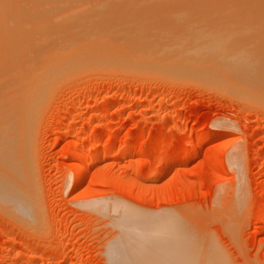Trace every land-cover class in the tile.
<instances>
[{"label":"rangeland","instance_id":"rangeland-1","mask_svg":"<svg viewBox=\"0 0 264 264\" xmlns=\"http://www.w3.org/2000/svg\"><path fill=\"white\" fill-rule=\"evenodd\" d=\"M1 1L0 9L2 10L0 11V18L3 20L4 17L6 19L4 22L8 24H3L1 19L0 22L5 26L11 24L10 27L16 25L17 22H21L19 23L20 25H16L20 27L25 22V17L27 19L30 17H34V19L40 17V20L44 21L47 18L49 20L55 18L53 17L55 15L61 17L65 14L63 16L67 17L66 12L72 14V17L79 15L76 14L79 11L72 13L69 10H77L76 7L78 6V10L85 8L83 6L87 4H89L87 7L96 8L90 3V0H64V2L62 0L52 2H46L45 0H43L45 2H40V0H25L27 2L16 0V3H14L15 0ZM20 1L23 3H20ZM37 1L39 3L36 6ZM93 1L96 0H91V2ZM120 1L123 2L122 0ZM160 1L165 2L164 0ZM175 1L178 3L179 0ZM223 1L226 0H202L204 7L201 11L206 12L214 7L219 16L215 13L206 12L208 14L207 16L206 13L201 11L196 16L199 11H195V13L193 10L187 12L188 16L184 11V14L179 13V10L185 9L181 6L190 5L188 4V0L186 1L187 3L185 0H181L182 3L185 2L186 4L178 3L177 5L181 9L178 8L175 11L178 13L174 14H172L173 12L171 10L166 11L164 9L169 5L162 7V4H155L152 0H149L148 4L156 10L161 8L163 11H169L173 15V18H176L177 15H186L189 19L180 17L178 23H181L180 19L190 23H193L195 19L198 23H204V19V24L214 22L216 19L215 22L220 23L221 20H224L222 18H226L227 20L225 19L224 22L221 21V23H225L224 26H220L221 31L219 30V32L214 33L210 31L214 35L208 34L206 31L205 33L201 32L203 36L207 34L205 40L207 38L214 39V37H216V40L218 39L217 49L215 47L207 52L213 53L218 50L221 56H224L231 49L233 50L236 46L238 47L239 43L238 45L236 44L238 40H242L245 43L240 41V43L242 42L240 46H245L243 50L239 48L242 51L245 50L244 48L247 49L245 52L241 51L243 57L242 62L245 61L246 64L251 63V66L245 64L246 67L249 66L247 69L241 66V71H239V66H236L234 68L235 72L233 69L231 71L227 68L221 70L222 68H217L218 66L215 64L218 60L214 61V59H209L211 57L207 58L208 56L214 57V53L212 55L205 51H199V55L197 53L189 52L188 54V52H183L182 55L188 57H184V59H182V55H178L180 58L171 55V57L177 58L173 61L179 62L183 60L179 64L185 62L183 67L186 68L189 67V62L186 59H192L193 62H190L191 65L192 63L193 65L196 64V67L193 65L189 67L192 73L188 68L183 69V72L180 68L179 71L178 69L181 64L178 68L177 66L176 68L169 66L167 70L161 67V63L156 64L149 59L146 61L142 56L141 61H139V57L137 58L139 60L135 59L137 56H128L127 54L126 57L122 56L125 53L120 54V56L116 54L118 55L116 56L114 55L115 47L113 46L110 49L102 51V53H98V57H87L88 54L86 56L87 58L81 56L74 57L73 62L75 63L72 62L73 64L71 62L66 64L69 62V58H67V62H64L65 64L63 63L62 65H67L68 67H61L62 65L60 64L58 65L60 66L58 67V72L55 69L57 66L52 67L55 72H51L50 69L52 68L47 69L48 73L44 71L46 75L43 78H49L46 80L47 82L45 80L39 82L40 88L42 89L38 93L39 96L37 94L33 95L32 98L35 96L33 100L32 98L27 99L26 96V101L30 100L29 103L33 101L31 107L28 109L29 111L26 110L27 112H24L26 114L25 116L24 113L22 116H19V112L14 111L18 113V115L16 114L17 120H19V117H23V120L20 121L21 123H16V120L14 121L15 117L12 118L13 120L10 118V122L12 121L11 123H14L12 127L16 125V128L11 127V130L16 131L17 129L16 134L13 133L15 136L9 135L8 137L10 139H7L8 142L10 141L9 144L12 141L16 143L14 146L17 148L16 151H18V157H16L18 161L14 162L18 163L17 165L12 164L15 166V171L17 170L16 173L12 171L14 169L12 165L9 166L10 168L6 166L11 161H4L5 158L8 159L12 156L5 154V157L1 156L2 160L0 159V161L6 162V167L0 166L2 169L0 175L2 172L6 174L3 169L6 168L7 170L8 168H12L9 171L10 175L12 171V176L9 175L10 179L12 178L11 181L7 180V177L5 178L4 175H2L4 177L2 178L9 183H12L14 180L13 186L15 183V185L24 184L22 187H20L21 185L15 187L18 188V195L22 199L24 197L26 198L23 199L26 200L24 201L25 203L28 204L27 200H30L28 206H31L29 212L26 209L28 212L27 216L11 208L13 212L7 202L0 201V264H108L111 258L107 260L109 255L105 256L104 253H106V248L109 247V243L118 237L121 241H127V237H130H124V235L116 237L118 233L117 226L119 224H113L114 219L116 221V217H120L118 220L121 223H125V220L123 221L124 216L126 217L124 219H127L129 222L130 220L131 222L136 221L137 224H132L137 225V228L141 223L144 226V219L148 216L149 219L152 217L153 220L155 217L158 220L165 218L162 221L164 223L166 221L169 222L171 228L173 226L176 229L178 228L180 234L177 232V236L179 234V236L181 235L182 238H185L186 244L192 243L191 245L196 249L210 248L211 255L220 258L223 264H264V100L259 99L260 97L258 98L259 93H256L257 89L256 91L255 89H251L252 85H255V80H257V78L253 77L256 74L260 77L264 76L263 69L261 68H264V14H258V12L255 13L254 11L252 13L254 16L249 15L247 12L242 13L243 11H241L240 5L241 3L245 4L249 2L247 0ZM121 2L118 3L120 4ZM139 2L141 4L146 3V1ZM167 2L169 3V1ZM195 2L200 3L199 1ZM95 3L93 2V4ZM193 3L192 5L195 7ZM253 3L256 4L257 2L253 0ZM25 4L30 7V10ZM33 4H35L34 7L32 6ZM41 4L47 5V7L38 13V7ZM56 4L65 6L60 9H55ZM230 4L232 5L230 6ZM14 5L21 7V9L16 8ZM98 5L101 4L99 3ZM109 5L108 8L112 11L115 6L111 8L113 5L111 7ZM127 6H125L126 9H128ZM227 6L229 7L227 8ZM24 7L27 9L25 10ZM133 7H131V10ZM145 7L143 6L141 8V5L139 6L141 10H144ZM169 7L167 9H171L172 7V10H174L173 6L170 5ZM3 8L6 10L9 9L7 11L12 13L7 14ZM135 8L133 9L136 10ZM23 9L25 12H23ZM3 10L5 12H2ZM33 10L36 11L34 12ZM116 10L113 13V17L117 14H115ZM161 10L160 13L163 14L164 12L162 11V13ZM81 11L84 13L83 10ZM144 11L146 12L147 9ZM150 11L155 10L152 9ZM18 12H22L20 13L21 15ZM106 12L104 14L105 16H101V19L108 16L109 13L107 14ZM155 12H151V16H154L155 20H153V17L150 18V15L149 18L148 16L146 17L150 12L146 13V19L145 17L143 18L144 21L141 20L144 14L137 15V12L135 13L133 11L129 13V16L132 18L133 16L131 15L135 13L134 16L137 15L136 19L137 17L140 18L138 19V23L143 21V25L147 22V19L148 22L150 19L154 22L163 19V15L161 19V14L159 13L157 16L158 12ZM192 12L193 14L189 15ZM122 13L119 10V14L116 17L120 15L121 19ZM226 13L233 16L229 15L225 17ZM59 14L61 15L59 16ZM167 14V19L164 17L163 21L170 18L169 16L171 15ZM210 14L215 15V17L217 16V18L211 16L213 18L212 20L209 16ZM204 15H206V18L201 19L198 17H203ZM45 16L46 18H44ZM122 16L125 17L126 15ZM9 18L11 21L12 18H15L17 21L14 19L11 22ZM111 18L109 17V19ZM127 18L128 16L125 17L126 21ZM136 19L134 21H138ZM8 20L9 22H7ZM169 20L171 21V18ZM177 20L178 18H176ZM226 21L230 22L226 23ZM13 22L15 24H12ZM133 23L136 24V22ZM133 23L131 21V23L125 24V27ZM232 25L234 29L230 28ZM5 26L0 27V32L6 28L8 29V27L4 28ZM12 28L7 32L12 33V30L15 29L14 26ZM240 28H244V30ZM15 30L18 31L17 29ZM146 30L142 33V30L139 31L142 34L139 35L138 33L139 40L142 39V36L145 37L142 40H146L147 35H143L146 33ZM230 30L234 32H230ZM167 32H169L167 33L168 35L163 36L161 33L162 36L154 38L155 35L152 34V31L147 37L150 38L153 36L150 41H153L154 38V42L156 39L158 41L162 37L161 39L163 40L159 42H165L162 44H168V42L171 44L172 42L173 45L176 41V44L179 42L182 43V41H179L177 34H174L177 35V37H174L171 31ZM227 32L231 35H228ZM110 33L108 35H112L115 32ZM163 33L166 34L165 32ZM201 33L196 37H200ZM134 34L130 32L129 35L126 34L125 36L127 38L131 36L130 41L138 42V35H136V32ZM105 36L106 34H104ZM166 36L167 39L170 37V40L166 39V41ZM203 36L199 39L196 37L191 39L189 36H184L185 41H187L186 38L191 39H188V44L185 43L186 46L189 47V44L194 45L203 42ZM223 36L226 38L224 41ZM115 37L117 36L115 35ZM229 37H231V40ZM135 38L137 39L134 41ZM171 38L175 39V41H171ZM235 38L238 39H236V42L234 41ZM1 39L2 36L0 37ZM220 39L221 42L223 41L222 44L219 42ZM227 40L233 43L232 47H228L231 44H228L229 42ZM185 41L183 40V42ZM106 46L109 47L111 45ZM93 47H97V45ZM226 47H228V50ZM225 50L226 52H224ZM192 54L194 57H192ZM245 55H251V57H246ZM198 57L201 60L195 62L199 59ZM201 57H206L208 62L205 59V63H200V61L204 60ZM84 58L91 59V61H85L86 59ZM258 58L263 62L260 63ZM165 59L167 58L163 60L162 58L161 60L158 59V62L164 61ZM218 59L223 60L221 57ZM257 60L259 64H257ZM225 61L227 60L225 59ZM178 62L176 63L178 64ZM218 62L217 64L221 63ZM207 63L209 64L208 66ZM173 64L175 65V63ZM211 64L214 67L216 66L215 70L220 69L213 73V75L216 73L220 75L218 76L217 74L219 78L216 75V77L214 76L219 80L220 84L218 80L211 78L213 75L203 76L206 70L214 69ZM257 65L260 66L256 67V70L259 68L258 71L253 70L252 67ZM69 66L72 67L69 68ZM162 66L166 67L165 63ZM208 67L209 69H206ZM60 68H63L64 71L62 69L60 70ZM193 68L195 70L197 68H201L200 70L202 71L204 69L206 70L204 74L202 71H198L196 75L200 73L202 76L199 74L197 77L194 74L195 70ZM242 69H245V71L242 72ZM59 71L62 73L60 72L59 74ZM252 71L255 76H248L249 72ZM210 72L208 73L210 74ZM44 73H41V75ZM244 73H247V75H243ZM47 74L52 76H47ZM236 74L238 77H241L239 79L244 78L243 76H246L245 78H253L254 84L250 85L251 88L249 89L254 90L256 94L251 93L252 95H246V93H241V90L237 91L239 90V85L243 86L247 81L243 82V84L240 83ZM226 76L228 79L236 77V82L239 85H237L234 78V80L223 83L222 80H227L224 79ZM40 78L42 79V76ZM210 78L211 81H217L218 83L208 81ZM231 82H235L236 84L232 85ZM41 83L45 84L42 85ZM226 83L231 85V87L225 85ZM42 86L44 87L42 88ZM233 87H237L235 88L237 90L232 89ZM253 88L255 87L253 86ZM9 97H11V100L18 98L14 96L12 99V95ZM19 98L15 100V102L17 101L15 105L20 106V102L23 99L25 100V98L22 99L21 97L22 100ZM8 100L10 99L8 98ZM2 109H0V119H2L0 121V130L2 131L0 132V137L3 134L4 136L2 137L3 140L0 138V145H8L4 142L6 141L5 137L11 134L9 132H12L11 130L7 132V127L11 123L9 122L10 124H7V127H5L6 124L3 122L8 123L9 120L7 121V119L9 118H7L8 112L2 111ZM9 112L12 113L13 111ZM11 115L14 116L15 114ZM2 117H6V119ZM26 118L29 120L26 121ZM18 124L20 127H18ZM20 131H23V133ZM18 133L23 135L22 138H20L21 135H18ZM11 136L16 138H11ZM16 141L19 142L17 143ZM10 146L12 145L10 144ZM3 147L0 146L1 152ZM20 147L23 148L21 149ZM6 148L4 149L6 150ZM15 148H12V150H15ZM75 153L81 155L79 162L85 167V172L79 181H74L72 178L73 156ZM8 154L10 155L12 152ZM14 162L12 161L11 163ZM20 164L22 166H18ZM163 165L166 168L160 172ZM16 166H18L17 168L19 170L16 169ZM20 173L22 176L19 175ZM8 174L7 172L6 175L8 176ZM14 176L16 177L13 179ZM17 179H21L22 181L19 182ZM25 187L26 191L30 193L28 194L26 192V194L28 196L30 195L31 198L27 197L24 193L21 194V190L24 192ZM105 206L108 210L104 208ZM108 206L110 208L114 206L115 210H111ZM119 211H123V214L121 212V215L117 216ZM157 219L155 221H158ZM31 220L33 221L31 222ZM141 220L144 221L141 222ZM138 222H140L139 225ZM150 223L152 224L149 221ZM119 227L122 229L120 225ZM141 228L143 229L144 227H139L138 229ZM139 234L141 235L140 232ZM109 264L112 263L110 262Z\"/></svg>","mask_w":264,"mask_h":264},{"label":"bare ground","instance_id":"bare-ground-1","mask_svg":"<svg viewBox=\"0 0 264 264\" xmlns=\"http://www.w3.org/2000/svg\"><path fill=\"white\" fill-rule=\"evenodd\" d=\"M7 1H9V0H7ZM6 1V2H7ZM22 1H25V0H22ZM27 1H29V0H27ZM27 1H25V2H27ZM34 1H36V0H34ZM46 2H48V1H50V2H52V1H56V0H45ZM45 1H43V0H40V2H45ZM81 1V0H80ZM86 1H88V0H86ZM105 1H108V2H106V3H108V4H106L105 3ZM105 1H103L102 0V2H101V0H99V2H98V0H96V1H93L94 3L95 2H97V3H95V4H93V2H91V0H90V3H92V5L94 6V7H96V8H93V7H87L89 4H87V5H84L83 7H85V8H83V9H80V10H83L84 11V13L81 11L80 12V10H78V8H79V6L78 7H76L77 8V10L76 9H73V10H71V9H69L70 10V12L72 11V13H75V12H77V11H79V13L77 12L76 14H79V15H76V14H74V15H76V16H73L72 17V14H70V13H67L66 12V16L67 17H64L63 15H65V14H63L61 17H57L58 15H55V16H53V17H55V18H51V20H49V18H47V19H45L44 21L43 20H40V17L39 18H37V19H34V17H30V18H32L31 20H30V18L29 19H27L26 17L24 18V21L25 22H23L22 24H21V26L19 27V26H16V25H20L19 23H21V22H17L16 23V25H12L11 27H10V25H8V26H5V25H2V23L4 24H8V23H6V22H4L6 19H4V17H3V20H2V18H0L1 20H2V23L0 22V27H3V26H5L4 28H6V27H8V29L6 30V29H2L3 31H1V32H5V33H1L0 32V37L2 36V39L0 40V43H1V41H2V43L0 44V99L2 98V99H4L3 101H2V99H1V105H0V109H2V111H5V112H8V117L7 118H9V119H7V121H8V123H6V122H3V123H5L6 125H5V127H7V124H10L11 122H10V118H11V120H13L12 118H14L15 117V119H14V121L16 120V123H21L20 121L21 120H23L22 118H20L19 116H22V114L24 113V112H27L26 110H28L30 107H31V103L33 102H30L29 103V101L30 100H27L26 101V96H27V99H31L32 97H33V95H38V93H39V91H41L42 89L40 88V81L41 80H47L48 78L47 77H44L43 78V76L44 75H46L45 73H44V71L45 72H47V69H49V68H52L53 66H57L55 69H57L56 70V72H58V67H60V66H58V65H62L64 62L66 63L67 62V58H69L68 59V61L69 62H67L66 64H68V63H72L73 62V59H75V58H77V57H86L87 56V54H88V56L87 57H92V58H94V57H98L99 55H97L98 53H102V51H105V50H107V49H110V48H112L113 46L115 47V51H114V55H116V54H118L119 56H120V54H123V53H125V55H122V56H124V57H126V54L128 55V56H137L135 59H137L138 57H139V59H137V60H139V61H141V59H142V57H143V59H146V61H148V59L149 60H151L152 62H155L156 64L158 63V64H160L161 65V67L163 68V69H169V66H173V68H176V66H177V68H178V66L181 64V66L179 67V71H180V68L182 69V72H183V69L185 70V69H190V72H191V68H189L190 66H192L193 65V63H192V65H191V63L190 62H193V60L191 59H186V61L187 62H189V64H188V66L189 67H183V64L185 63H180L179 64V62H182L183 60H181V61H173L174 59H177V58H180V56L182 55V53L183 52H188V54H189V52L190 53H197L198 54V52L199 51H202V52H206V53H208L207 51H210L211 49H213V48H215L216 47V45H217V42H218V39L216 40L215 38L216 37H214V39H206L205 40V36L207 35H205V36H203L202 35V33H205V31L209 34H211V35H214V34H212V33H214V32H219V30L221 31V28H220V26H224V24L225 23H221V16L219 17V19L221 20L220 21V23H218V22H215L216 21V19L214 20V22L212 21V22H207L206 24H204L205 23V20L203 19V21H204V23L203 22H199L198 23V21L195 19V18H193V19H195L194 21H193V23L191 22H187V21H182V19H180L181 20V23H178L179 22V18L181 17H183V19H188L187 18V12H190V10H193L194 12L196 11V12H198L197 14H196V16L200 13V11L201 10H203V7H204V3L202 2V0H194V1H191V0H188V4H190V5H183V6H181L184 10H179V13H182V14H186V15H184V16H186V17H184V16H179V15H177V17L176 18H178V20L176 21V18H173V15H171V13L169 12L170 10H171V12H173L172 14H174V13H178V12H175V11H177V9L178 8H180L181 9V7L180 6H178L177 4L178 3H181V4H183V3H185L187 0H185V2H181V0H179L178 1V3H176V1L175 0H173V2H171L172 0H167V1H169V3L166 1V0H164L165 2H161L160 0H159V2H157L158 0H152V1H154V3L156 4V3H159L158 5H161L162 4V7H165V6H167V5H171V6H173V9L174 10H172V7H171V9H167V8H170L169 6L168 7H166V8H164L166 11L167 10H169L168 12H166V11H163V10H161V8H159V9H154L150 4H148V1L149 0H122L123 2H121L120 0H105ZM124 1H128V2H124ZM130 1H131V4H130ZM137 1V2H136ZM139 1H146V3H140ZM189 1H191L194 5H195V7L192 5V3L190 2L189 3ZM195 1H199L200 3V5L198 4V3H196ZM210 1H212V0H210ZM214 1H216V0H214ZM229 1V0H228ZM227 0L226 1H223V2H228ZM241 1V0H240ZM243 1V0H242ZM244 1H246V0H244ZM247 1H249V2H247V3H241V11H243L242 13H244V12H247L249 15H252V16H254L252 13H253V11L255 12V13H257L258 12V14H264V0H255L257 3L256 4H254L253 3V0H247ZM260 1V2H259ZM0 2H2L1 0H0ZM5 2V1H4ZM11 2V1H10ZM10 2H8L9 4H11ZM62 2H64V0H62ZM70 2V1H69ZM118 2H121L120 4L118 3ZM139 2V3H138ZM221 2V1H220ZM234 2V1H233ZM14 3H16V0L14 1ZM20 3H23V2H21L20 1ZM35 3V2H34ZM38 1H37V4H36V6L38 5ZM86 3V2H85ZM87 3H89V2H87ZM101 4V5H98V4ZM118 3V4H117ZM134 3V4H133ZM165 3V4H164ZM170 3H172V4H170ZM187 3V2H186ZM185 3V4H186ZM17 4L18 5H20L18 2H17ZM35 4H33L32 6L34 7V5ZM62 4V3H61ZM79 4V3H78ZM102 4H105V5H102ZM110 4V5H109ZM116 4H117V6H116ZM212 4H213V2H212ZM233 4V3H232ZM232 4H230V6L232 5ZM238 4V3H237ZM3 5V4H2ZM5 5H7V4H5ZM4 5V6H5ZM26 5V4H25ZM69 5V4H68ZM76 6H77V4H75ZM91 5V6H92ZM108 5L111 7L112 5V7L111 8H113L114 6H115V8H113V10L111 11V9L110 8H108ZM119 5V6H118ZM122 7H121V6ZM126 5H128L127 6V8L128 9H126ZM136 6V8H135V6ZM141 5V8L143 7V6H146V7H148V8H144V10H146L147 9V11L145 12L143 9L141 10L140 8H139V6ZM143 5V6H142ZM164 5V6H163ZM175 5H177V7H175ZM216 5H217V3H216ZM233 5H235V4H233ZM15 7H16V5H14ZM21 6H24V5H21ZM52 6V5H51ZM55 6V5H54ZM65 6V5H64ZM63 5H57L56 4V7H55V9H60V8H62V7H64ZM74 6V5H73ZM97 6H101V7H97ZM104 6V7H103ZM134 6V7H133ZM152 7V8H150V7ZM239 6V5H238ZM6 7V6H5ZM26 7L29 9L30 7L28 6V5H26ZM26 7H24V9L26 10L27 8ZM47 7V5H43V4H41V5H39V7H38V13L42 10V9H44V8H46ZM82 7V6H81ZM118 7H120V8H122V9H120V8H118ZM124 7V8H123ZM130 7V8H129ZM131 7H133V8H135L136 10H134L133 8H132V10L133 11H135V13L138 15V14H144L141 18V20H143L144 21V17H145V15H146V13L148 12H150L149 14H147L146 15V17L148 16V18H149V15H150V18H152L153 17V20H155L154 19V16H151V12H153V13H156L155 11H157L158 13H157V16L159 15V13H160V10H161V12L163 11L164 13L166 12V14L167 15H171V16H169L170 18H171V21L169 20L170 18H168V20H166V21H163L164 20V17H165V19H167V17H166V14L164 15V13L163 14H161L160 16H161V19H162V17H163V19L161 20V21H157V22H154V21H152V19H150L149 20V22H148V19H147V24L145 23V24H143L142 25V22H140V23H138L139 22V20L138 19H140V18H138L137 17V19H136V16H134V14L135 13H133L131 16H133L132 18L129 16L130 14L129 13H131V12H133L132 10H131ZM160 7V6H159ZM229 6H227V8H228ZM234 7V6H233ZM9 9H10V7H8ZM16 8H19V9H21V7H16ZM93 8V9H92ZM120 10V13H122V15H126V16H128V18L130 19H128L127 18V21L125 20V17H123L122 15H121V19L123 20H121L120 19V15L118 16V17H116L117 16V14H119V10ZM6 12H7V14H10V13H12V12H9V11H7V10H9V9H5V8H3ZM11 9H13V8H11ZM24 9H23V12H25L24 11ZM66 9V8H65ZM92 9V10H91ZM108 9V11L106 12V10ZM110 9V10H109ZM117 9V10H116ZM127 10V11H125V10ZM155 10V11H150V10ZM199 9V10H198ZM239 9V8H238ZM2 9H0V11H1ZM2 11V12H5V11ZM18 10V9H17ZM16 10V11H17ZM30 10V9H29ZM50 10H52V9H50ZM62 10V9H61ZM64 10V9H63ZM68 10V9H67ZM76 10V11H75ZM86 10H91V11H86ZM116 10V12H115V14H116V16H114V17H116V18H114L113 17V13H114V11ZM124 10V11H123ZM131 10V11H130ZM141 10V11H140ZM159 10V11H158ZM185 10H186V12H185ZM232 10V9H231ZM235 10H237V9H235ZM11 11H13V10H11ZM34 11V10H33ZM36 11V10H35ZM34 11V12H35ZM46 11V10H45ZM66 11V10H65ZM111 11V13H112V15H110L111 13H109ZM129 11V12H128ZM143 11H144V13H143ZM181 11V12H180ZM183 11H184V13H183ZM226 11V10H225ZM69 12V11H68ZM89 12V13H88ZM105 12L108 14V16L106 17L107 18V20H106V18H103V19H101V16L102 15H104L105 14ZM125 12V13H124ZM140 12H142V13H140ZM195 12V13H196ZM201 12H203V11H201ZM206 12H208V13H215L217 16H219V14L215 11V8L214 7H212L210 10H208V11H206ZM206 12H203V13H206ZM20 13H22V12H18V14H20ZM27 13H29V12H27ZM43 13V12H42ZM46 13V12H45ZM62 13H64L63 11H62ZM61 13V14H62ZM82 13V14H81ZM128 13V14H127ZM170 13V14H169ZM17 14V15H18ZM31 14V13H30ZM37 14V13H36ZM44 14V13H43ZM61 14H59V16L61 15ZM69 14V15H68ZM193 14V12L190 14L189 13V15H192ZM213 14H210L209 16L211 17V16H213ZM224 14V13H223ZM1 15V14H0ZM21 15V14H20ZM35 15V14H34ZM42 15V14H41ZM140 15H139V17H140ZM153 15V14H152ZM163 15V16H162ZM181 15V14H180ZM206 15L208 16V14L206 13ZM206 15H204L203 17L202 16H198V17H200L201 19L202 18H206L205 16ZM230 14H227L226 13V15H225V17L227 16H229ZM4 16V15H3ZM9 16H11V15H9ZM9 16H7V17H9ZM13 16V15H12ZM16 16V15H15ZM24 16V15H23ZM27 16H28V14H27ZM50 16H52V15H50ZM70 16V17H69ZM105 16V15H104ZM217 16L215 17V15L213 16V18H217ZM230 16H233V15H230ZM14 17V16H13ZM29 17V16H28ZM43 17V16H42ZM48 17V16H47ZM109 17L111 18V19H109ZM134 17H135V19L136 20H138V21H134L135 19H134ZM146 17H145V19H146ZM156 17V16H155ZM190 17V16H189ZM193 17V16H192ZM259 17V16H258ZM44 18H46V16L44 17ZM157 18H159V17H157ZM156 18V20H158ZM191 18V17H190ZM208 18V17H207ZM212 18V17H211ZM213 18H212V20H213ZM234 18V17H233ZM254 18V17H253ZM15 18H12V21L14 20ZM22 19V18H21ZM105 19V20H104ZM131 19H133V20H131ZM160 19V18H159ZM175 19V21H173V20ZM218 19V20H219ZM222 19H226V18H222ZM229 19H231L230 17H229ZM0 20V21H1ZM9 20H10V18H9ZM9 20L7 21V22H9ZM16 20V19H15ZM49 20V21H48ZM129 20V21H128ZM140 20V21H141ZM189 20V19H188ZM207 20V19H206ZM224 20L222 21V22H224ZM227 20V19H226ZM250 20V19H249ZM253 20V19H252ZM11 21V20H10ZM11 21V22H12ZM17 21V20H16ZM131 21H132V23L133 22H136V24L135 23H133L132 25H130L129 24V26H127V27H125V24L127 25L128 23H131ZM151 21V22H150ZM191 21H192V19H191ZM199 21H200V19H199ZM208 21H209V19H208ZM255 21V20H254ZM10 22V23H11ZM15 22V21H14ZM12 23V24H15V23ZM128 22V23H127ZM227 22H230V21H226V23ZM232 22V21H231ZM262 22V21H261ZM138 23V24H137ZM14 26V28L15 29H17L18 31H16L15 29L14 30H12V33H14V31H16L14 34H12V33H10V32H7L10 28H12ZM16 26V27H15ZM262 26H263V24H262ZM17 27H19V28H17ZM247 27V26H246ZM230 28H233L234 29V27H233V25L230 27ZM229 28V29H230ZM264 28V27H263ZM262 28V29H263ZM1 29V28H0ZM13 29V28H12ZM146 29H148V30H146ZM241 29V28H240ZM243 30H244V28H242ZM241 29V30H242ZM246 29H248V28H246ZM261 29V30H262ZM6 30V31H5ZM140 30H142L141 31V33L144 31V30H146L145 32L146 33H144L143 35H147V36H149L148 34H151L152 33V31H153V33L152 34H154L155 36H154V38L156 37V38H158L159 36H165V35H168L167 33H169V32H167V31H171V33H173L172 35L174 36V37H177V35H178V37H179V41H182V43L181 42H179V43H177L176 44V42L175 43H173V45H172V42H171V44H169V42H168V44H162V43H165V42H161V43H159L160 42V40H163V39H161L160 38V40L158 39V41H157V39H156V41L154 42V38H153V41H150V39L153 37H147L146 36V40H142L143 39V37L144 36H142L141 38L142 39H140L139 40V35H142L141 33H139V31ZM117 32L116 34L115 33H113L112 35H108L110 32ZM150 31V32H149ZM174 31V32H173ZM176 31V32H175ZM210 31H213L212 33L210 32ZM231 31H233V30H230V32ZM6 32H7V34H6ZM111 32V33H112ZM130 32H131V34L133 33H137L136 35H138V33H139V35L137 36V38H135L134 39V41L137 39L138 40V42H133V41H130L131 40V36H128L129 38H127L125 35L127 34V35H129L130 34ZM147 32H149V33H147ZM157 32H158V35L156 36V34H157ZM163 32H165L166 34H164ZM202 32V33H201ZM224 32H226V31H224ZM234 32V31H233ZM41 33V34H40ZM110 33V34H111ZM129 33V34H128ZM156 33V34H155ZM161 33H162V35H161ZM201 33V35H200V37H204V40L202 39V41L203 42H200V43H197V44H194V45H192V44H189V47H187L186 46V44L185 43H187L188 42V39L189 40H191L192 38H195L198 34H200ZM228 33V35H231L229 32H227ZM4 34V35H3ZM34 34H35V37H34ZM40 34V35H39ZM104 34H106V36L104 37ZM117 36V37H115V35ZM174 34H177V35H174ZM216 34V33H215ZM222 34V33H221ZM135 35V34H134ZM217 35H219V34H217ZM223 35H225V34H223ZM5 36V37H4ZM133 36V35H132ZM184 36H189V37H191V39L190 38H186V40L187 41H185V37ZM172 37V36H171ZM183 37V38H182ZM200 37H196V38H200ZM211 37V36H210ZM220 37V36H219ZM219 37H217V38H219ZM239 37V36H238ZM244 37H245V35H244ZM256 37V36H255ZM262 37V36H261ZM104 38V39H103ZM124 38H126V40H124ZM134 38V37H133ZM145 38V37H144ZM170 37H168V39H169ZM228 38V37H227ZM230 38V40H231V37H229ZM241 38V37H240ZM103 39V40H102ZM167 39V36H166V38H165V40ZM167 39V40H168ZM180 39H182V40H180ZM236 39L237 38H235V42H236ZM152 40V39H151ZM164 40V41H165ZM166 40V41H167ZM170 40V39H169ZM183 40L185 41V42H183ZM224 40H226V38H224V36H223V41ZM230 40L228 41L229 43L228 44H231V45H228V47L230 46V47H232L233 46V43H230ZM238 40V39H237ZM246 40V39H245ZM126 41V42H125ZM140 41H141V43H140ZM144 41V42H143ZM171 41H175V39H172L171 38ZM196 41H198V40H196ZM222 41V42H223ZM233 41V42H234ZM240 41H242V40H240ZM240 41L238 40L237 42H236V44L238 45V43H239V45H238V47L236 46V48L235 49H231L230 50V52L229 53H227L226 55H224V56H221V54L219 53V51L218 50H216V51H218V53H216V51L215 52H213L214 53V57L213 56H208L207 58H209V57H211V58H209V59H214V61H219V62H221V63H219L218 61V63L219 64H217V62L215 63L218 67L217 68H219L220 67V69L221 70H225L226 68L228 69V70H231V69H233V71L235 70L234 68L236 67V66H239V71H241V69H240V67L241 66H244V67H246V65H248V64H246L245 63V61L244 62H242V60H243V57H242V55H241V51L243 50V47L245 46V45H243V47L242 46H240V44L243 42H241L240 43ZM121 42H123V43H121ZM143 42V43H142ZM156 42H158V43H156ZM192 42H194L193 40H192ZM219 42H221V39H220V41ZM222 42H221V44H222ZM259 42H262V41H259ZM185 44V46H184V44ZM191 43V42H190ZM196 43V42H195ZM225 43V42H224ZM243 43H245V42H243ZM252 43V42H251ZM181 44H183V45H181ZM188 44V43H187ZM235 43H234V45H236ZM97 45V47H93V46H96ZM106 45H111V46H109V47H107ZM172 47H171V46ZM192 45V46H191ZM248 45H249V43H248ZM219 47V46H218ZM228 47H226L227 48V50H228ZM242 48V50L240 49V48ZM220 48H222V47H220ZM219 48V49H220ZM234 48V47H233ZM250 48V47H249ZM216 49H217V47H216ZM230 49V48H229ZM245 50H247L246 48H244ZM169 50H170V52H169ZM245 50L244 51H242V52H245ZM249 50V49H248ZM213 51V50H212ZM220 51H222V50H220ZM162 52V53H161ZM224 52H226V50L224 51ZM248 52V51H247ZM250 52H252V51H250ZM167 53H169V54H167ZM200 53V52H199ZM213 53H208V54H212L213 55ZM216 53V54H215ZM184 54H186V53H184ZM247 54V53H246ZM251 54V53H250ZM253 54V53H252ZM118 55H116V56H118ZM171 55H174V56H176V57H171ZM178 55H180L179 57H178ZM193 55V54H192ZM199 55V54H198ZM202 55V54H201ZM142 56V57H141ZM166 56V57H165ZM183 56V58L182 59H184V57H187L186 55L184 56V55H182ZM197 56V55H196ZM205 56V55H204ZM244 56V55H243ZM246 57L247 56H249V57H251V55H245ZM254 56V55H253ZM257 56V55H256ZM259 56V55H258ZM72 57V58H71ZM75 57V58H74ZM86 57V58H87ZM123 57V58H124ZM192 57H194V55L192 56ZM221 57V59H223L222 61L220 60V59H218V58H220ZM72 60H71V59ZM86 58H84V59H86ZM121 58V57H120ZM161 58H162V60L164 59V58H167V59H165L164 61H160V62H158V59H160L161 60ZM172 58V59H171ZM188 58V57H187ZM199 59L198 60H196L195 62H199V60H201L200 59V57H198ZM201 58H203L204 60V62L203 61H200V63H205V59L207 60V58L206 57H201ZM252 58H255V57H252ZM155 59V60H154ZM157 59V60H156ZM195 59V58H194ZM225 59L227 60V61H225ZM257 59V58H256ZM66 60V61H65ZM87 60H89V59H86L85 61H87ZM127 60V59H126ZM125 60V61H126ZM136 60V61H137ZM167 60V61H166ZM247 60H248V58H247ZM258 60H260V58H258ZM258 60H257V64H259V62H258ZM61 61V62H60ZM89 61H91V59L89 60ZM123 61V60H122ZM121 61V62H122ZM124 61V62H125ZM169 61V63H170V65H169V63H167ZM210 61V60H209ZM79 62H80V60H79ZM176 62H178V64L176 63ZM206 62H208V60L206 61ZM212 62H213V60H212ZM226 62V63H225ZM252 62V61H251ZM261 62H263L262 60H260V63ZM64 63V64H65ZM73 63H75V62H73ZM72 63V64H73ZM136 63H138V62H136ZM148 63V62H147ZM163 63H165V65H166V67H163L162 65H163ZM172 63H175V65L173 64L172 65ZM199 63V64H200ZM209 63H211V62H209ZM54 64H56V65H54ZM133 64V63H132ZM246 64V65H245ZM255 65H256V63H254ZM254 64H252V65H254ZM159 65V66H160ZM185 65H187V64H185ZM184 65V66H185ZM196 64H194L193 66H195ZM209 64L207 63V66H208ZM51 66V67H50ZM64 66H66V67H68L67 65H62L61 67H64ZM75 66V65H74ZM168 66V67H167ZM175 66V67H174ZM197 66L199 67V65L197 64ZM206 66V67H207ZM211 66H212V64H211ZM249 66H251V63L249 64ZM248 66V67H249ZM72 67V66H71ZM70 66H69V68H71ZM141 67V66H140ZM139 67V68H140ZM147 67H149V66H147ZM155 67V66H154ZM157 67V66H156ZM196 67V66H195ZM201 67V66H200ZM203 67L205 68V66L203 65ZM203 67H201L202 69H203ZM216 67V66H215ZM215 67H214V65L212 66V68H214L213 70H206V69H209V67L208 68H206V69H204L203 71L202 70H200L199 68H197L196 70H197V72H196V70L193 68V70H195L193 73L196 75L197 73H198V71H202V73L204 74V71H205V74L203 75V76H209V75H213V73H215V71L217 72L218 70H220V69H216L215 70ZM248 67H246V69L248 68ZM255 67V68H254ZM256 67H260L259 65H257V66H253L252 68H253V70L255 69L256 70ZM54 68V67H53ZM53 68L52 69H50L51 70V72H55L54 70H53ZM230 68V69H229ZM251 68V67H250ZM262 69H263V72H264V68L263 67H261ZM260 68V69H261ZM63 70V68H60V70ZM68 69V68H67ZM147 69V68H146ZM149 69V68H148ZM167 69V70H168ZM172 69V68H171ZM210 69H211V67H210ZM259 69V68H258ZM258 69L256 70V71H258ZM53 70V71H52ZM66 70V69H65ZM64 71V70H63ZM156 71H157V69H156ZM210 71H212V72H210ZM227 71V70H226ZM232 71V70H231ZM243 71H245V69L243 70L242 69V72ZM251 71V70H250ZM50 72V71H49ZM60 72L61 71H59V74H60ZM146 72V71H145ZM162 72V71H161ZM208 72H210V74L208 73ZM235 72V71H234ZM260 72H261V70H260ZM41 73H44L43 75H41ZM48 73V72H47ZM62 73V72H61ZM155 73H158V72H155ZM192 73V72H191ZM212 73V74H211ZM222 73H224V72H222ZM236 73H237V71H236ZM248 73V72H247ZM247 73L245 74H243V75H247ZM252 73V74H251ZM253 71L252 72H249V74H248V76L250 75H252V76H255V75H253ZM50 74H53V73H50ZM50 74H47V76L48 75H50ZM56 74V73H55ZM58 74V75H59ZM184 74H185V72H184ZM200 74V73H199ZM199 74L198 75H196L197 77L199 76ZM217 74L218 73H216V74H214L211 78H214V80L216 79L215 77L217 76ZM221 74V73H220ZM231 74V73H230ZM235 74V73H234ZM234 74H232L233 76H234ZM238 74V73H237ZM236 74V77L239 79V78H241V77H238V75ZM239 74H241V73H239ZM256 74V73H255ZM260 75H261V73H259ZM54 75V74H53ZM181 75H182V73H181ZM188 75H189V73H188ZM216 75V76H215ZM242 75V74H241ZM241 75H239V76H241ZM264 75V74H263ZM42 76V79L40 78ZM50 76H52V75H50ZM178 76H180V75H178ZM200 76H202V74H200ZM215 76V77H214ZM218 76H220L219 74H218ZM217 76V77H218ZM227 76H228V73H227ZM226 76V78L224 77V79H227V80H222L223 81V83L226 81V82H228V81H230V80H234L235 79V82H236V77L234 78L233 76H231V77H233V78H230V79H228V77ZM176 77V76H175ZM223 77V76H222ZM244 78H242V79H239V82L240 83H242L243 84V82H245V81H247V83L245 84V85H243V86H245V87H243L242 85H239V83H237V85H239L240 87H239V90H237V89H235V88H237V87H233L232 89H235V90H237V91H240L241 90V93H246V95H250L251 93L252 94H256L257 92L259 93L258 94V98L259 99H261V100H264L263 98V96H264V76H262V77H260V76H258L257 74H256V76L255 77H253V78H257V80H255V85H252V84H254L253 83V78L251 79V77H247V78H245L246 76H243ZM259 77V78H258ZM46 78V79H45ZM207 78V77H206ZM211 78H210V80H208V81H210V82H214V81H211ZM219 78V77H218ZM216 80H218V79H216ZM240 80H242V81H240ZM221 81V80H220ZM238 81V80H237ZM250 81V82H249ZM47 82V81H46ZM217 82V81H216ZM216 82H214V83H216ZM218 82H219V80H218ZM217 82V83H218ZM232 83V85H234V84H236V83ZM250 83V84H249ZM42 84V83H41ZM43 84H45V83H43ZM42 84V85H43ZM219 84H220V82H219ZM249 84V85H248ZM222 85V84H221ZM224 85V84H223ZM225 85H228L227 83L225 84ZM236 85V86H237ZM248 85V87H246ZM250 85H252V88H251V86ZM229 87H231V85H228ZM250 86V87H249ZM253 86L255 87V88H253ZM44 86H42V88H43ZM249 88H251V89H255V91H256V89H257V91H256V93L254 92V90H251V89H249ZM41 89V90H40ZM40 93H42V92H40ZM251 94V95H252ZM12 95V99L14 98V96H17L18 98H19V95L22 97V99L23 98H25V100L23 99V101L22 102H20L21 104H19L20 106H18V105H15V104H17V101L15 102V100H17L18 98H14L13 100H11V97H9V96H11ZM32 95V96H31ZM39 96V95H38ZM254 96H256V95H254ZM263 98H262V97ZM21 97L19 98V99H21ZM30 97V98H29ZM8 98L10 99V100H8ZM34 98H35V96H34ZM34 98H32V100L34 99ZM21 99V100H22ZM20 100V101H21ZM14 102V103H13ZM34 105V104H33ZM11 107V108H10ZM20 108V109H18V108ZM32 108H34V107H32ZM31 108V109H32ZM39 108V107H38ZM6 109H7V111H6ZM11 109V110H10ZM14 109V110H13ZM15 109H17V110H15ZM9 111H13L12 113H10ZM19 112V120H17V115H18V113H15V112ZM29 111V110H28ZM2 113V112H1ZM6 114V113H5ZM4 114V115H5ZM11 114H15L14 116L13 115H11ZM17 114V115H16ZM1 115V114H0ZM2 115H3V113H2ZM26 114L24 113V116H25ZM9 116H13V117H9ZM0 118H1V116H0ZM3 118V117H2ZM5 119H6V117H4ZM3 118V119H4ZM28 118V117H27ZM26 118V121L27 120H29V119H27ZM32 118V117H31ZM0 121H2V119H0ZM13 121V122H14ZM19 121V122H18ZM10 122V123H9ZM3 123H1V124H3ZM14 124V123H13ZM12 123H11V125H9L7 128H8V130H7V132L9 131V130H11V127H12V125H13ZM15 127H12V128H16V125H14ZM23 126H25V125H23ZM22 126V127H23ZM4 127V126H3ZM18 127H20V125L18 124ZM17 127V128H18ZM23 128H25V127H23ZM22 128V129H23ZM21 129V130H22ZM26 129V128H25ZM12 132H9V133H11V134H8L7 135V137H5L6 138V141L4 142V143H7L8 145H0V146H4L3 147V149H2V152L4 151V153H2L1 151H0V159H1V156H4L5 154H7L8 156H12L11 158L9 157L8 159L7 158H5V160L4 161H18V160H16L17 158L16 157H18V151H16L17 150V148H15V144L16 143H14L15 141H12V143H10L12 146H10V144H9V142H8V140L7 139H10V137H8L9 135H14V134H16V131H17V129H16V131L15 130H11ZM0 132H2L1 130H0ZM20 132H22L23 133V131H20ZM4 133H6V132H4ZM14 133V134H13ZM18 135H21V133L19 134L18 133ZM17 135V136H18ZM4 136V134L2 135V137ZM15 136V135H14ZM22 136L23 135H21L20 136V138H22ZM2 137H0L1 139H2ZM19 137V136H18ZM11 138H16V137H13V136H11ZM0 139V140H1ZM3 140V139H2ZM20 141V140H19ZM19 141H16L17 143L19 142ZM23 143H25V142H23ZM23 143H21V144H23ZM27 143H28V141H27ZM1 144V143H0ZM3 144V143H2ZM6 146H7V148H6ZM8 146H10V147H8ZM17 146V145H16ZM25 146V145H24ZM15 148V150H12V148ZM4 148H6V150L4 149ZM21 149L23 148V147H20ZM25 148V147H24ZM9 149H10V152H9ZM8 150V152L6 153V151ZM14 151V152H13ZM22 151V150H21ZM12 152V154H8V153H11ZM15 153V154H14ZM23 153H24V151H23ZM124 153V152H123ZM25 155V154H24ZM27 155V154H26ZM98 155V154H97ZM83 156V155H82ZM5 157V156H4ZM85 157V156H84ZM23 158H25V157H23ZM99 158V157H98ZM180 158V157H179ZM11 159V160H10ZM81 159V155H79L78 153H75L74 154V156H73V180L74 181H79L80 179H81V177L83 176V174H84V172H85V167L83 166V165H81L80 164V162H79V160ZM2 160V159H1ZM4 161H0V166H3V167H6V166H10V165H12V164H14V165H17V163L18 162H14V163H9V164H7L6 166H5V163L6 162H4ZM20 161V160H19ZM20 162H22V161H20ZM19 162V163H20ZM2 163H3V165H2ZM25 164H28V163H26V162H24ZM14 165H12L13 166V168L14 169H12V171L13 172H15L16 173V171H15V166ZM18 166H22L21 164L20 165H18ZM18 166H16V169H18L17 167ZM10 168V167H9ZM8 168V169H9ZM26 168V167H25ZM165 168H166V166H164L163 165V167L160 169V172H162V171H164L165 170ZM6 170V168L5 169H3L4 170V172L7 174V172L9 173L8 174V176L6 175V174H4L3 172H2V174L0 175V201H2V202H7L8 203V206L10 207V209L12 208L13 210H15V211H17V212H19V213H22V214H26L27 215V213L30 211L29 209H30V207L31 206H28V204L30 203V200H27L28 201V204L27 203H25L24 201H26V200H23V199H26L25 197L22 199L19 195H18V192H17V187L18 186H20L21 184H17V185H15L14 184V186H13V182H14V180L12 181V183H9V182H7V181H5L3 178L5 177H7V180H10L11 181V179H10V177H9V175H10V170L11 169H9V170ZM1 168H0V172H1ZM6 170V171H5ZM19 170V169H18ZM25 170H27V169H25ZM29 170V169H28ZM12 171H11V175L10 176H12ZM14 174V173H13ZM18 174V173H17ZM2 175H4V177L2 176ZM6 175V176H5ZM19 175H21L22 176V174L20 173ZM23 175H25V174H23ZM3 177V178H2ZM16 176H14L13 177V179L15 178ZM26 177V176H25ZM17 178H19V177H17ZM23 179V178H22ZM16 180V179H15ZM18 180V179H17ZM29 180V179H28ZM31 180V179H30ZM19 182L20 181H22L21 179L20 180H18ZM17 181V182H18ZM23 183V182H22ZM29 184V183H28ZM24 185V184H23ZM23 185H21L20 187H22ZM29 185H31V184H29ZM15 186H17V187H15ZM24 188V187H23ZM22 188V189H23ZM24 191V190H23ZM28 191H30L29 189H28ZM26 187H25V191L24 192H22V190H21V194L22 193H24L25 195H27L26 194ZM28 194H30L29 192H27ZM20 194V193H19ZM23 194V195H24ZM32 194V193H31ZM33 195V194H32ZM35 195V194H34ZM27 197H30V195L28 196L27 195ZM31 198V197H30ZM27 199H29V198H27ZM35 202V201H34ZM33 203V202H32ZM25 204H27V205H25ZM32 205V204H31ZM25 206H26V208H25ZM28 207V208H27ZM35 207V206H34ZM113 208H110V206H108V208H110L111 210H113L115 207L114 206H112ZM104 208H106V210H108L107 209V207L105 206ZM11 209V210H12ZM26 209H27V211H26ZM119 209V208H118ZM2 210V209H1ZM12 210V211H13ZM105 210V209H104ZM110 210V211H111ZM115 210V209H114ZM117 210V209H116ZM5 211V210H4ZM36 211V210H35ZM6 212V211H5ZM14 212V211H13ZM107 212V211H106ZM122 212V214H123V211H119V214L117 215V216H120L121 213ZM33 213V212H32ZM26 215H24V216H26ZM31 215V214H30ZM37 215V214H36ZM28 216V215H27ZM124 216V215H123ZM164 216V215H163ZM14 217V216H13ZM36 217V216H35ZM34 217V218H35ZM149 217V216H148ZM148 217H146V219H144V220H141V222H143L144 221V226H142V223H141V225H139L140 224V222H138V225H139V227H144L143 229L141 228V229H138L137 228V225H135V224H132V223H136L137 224V222L136 221H134L133 219V221L134 222H131V220H130V222L127 220V219H124V218H126L125 216H124V218H123V221L125 220V223L123 222V223H121V221L120 220H118L119 218L118 217H116L117 218V220L115 221V219H114V222H113V224H116V225H120L121 227H122V229L119 227V225L117 226L118 228H117V231H118V233L116 234L117 236L116 237H118L119 235H124V237H127V236H130V237H127L128 239H126L127 241H124V240H122L121 241V239H119V237L117 238V239H114L112 242H110L109 243V247H107L106 248V253H107V255H106V253H104L105 254V256H108V258H107V260L109 259L110 260V258H111V260L109 261V263L111 262L112 264H223V261L220 259V258H218V257H215L214 255H211V249L210 248H204V249H196L195 247H193L190 243H187L186 244V241H185V238H182V236L180 235L179 236V234H180V232H179V229L177 228H175L174 226L171 228V225H170V223L169 222H167L166 221V223H164V221H162L163 219H165V218H160L161 220H158L157 219V217H155L158 221H155L156 219L154 218V220H153V218L151 217V219H149ZM33 218V217H32ZM31 218V219H32ZM114 218V217H113ZM142 218V217H141ZM143 218H145V217H143ZM28 219H30V218H28ZM130 219V218H129ZM149 219V220H148ZM17 220V219H16ZM21 220V219H20ZM23 220V219H22ZM33 220H35V219H33ZM33 220H31V222L33 221ZM122 220V219H121ZM136 220H137V218H136ZM138 220H140V219H138ZM24 221V220H23ZM128 223H127V222ZM149 221L150 222H152V224L150 223L149 224ZM28 222V221H27ZM149 225H148V224ZM27 224V223H26ZM146 225V226H145ZM121 231H120V230ZM138 229V230H137ZM143 232H142V231ZM126 233V234H124V233ZM130 232V233H129ZM139 232L141 233V235L139 234ZM177 232H179V234H178V236H177ZM128 233V234H127ZM130 234V235H129ZM132 234H133V236H132ZM139 234V235H138ZM115 236V235H114ZM125 239V238H124ZM111 245V246H110ZM213 250V249H212ZM108 262V261H107ZM108 263V264H109Z\"/></svg>","mask_w":264,"mask_h":264}]
</instances>
